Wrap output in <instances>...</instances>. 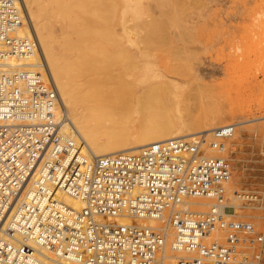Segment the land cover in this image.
Instances as JSON below:
<instances>
[{
  "label": "built area",
  "instance_id": "built-area-1",
  "mask_svg": "<svg viewBox=\"0 0 264 264\" xmlns=\"http://www.w3.org/2000/svg\"><path fill=\"white\" fill-rule=\"evenodd\" d=\"M18 0H0V264H251L264 237L252 223L231 218L235 125L187 140L168 138L134 151L85 153L61 131L58 94L42 61L25 63L35 42L16 35ZM232 153V154H231ZM81 201L74 209L57 197ZM247 199L243 188L233 191ZM190 196L208 209L183 207ZM230 209V210H227ZM165 216L173 254L162 230L120 224ZM182 250L185 256L176 255Z\"/></svg>",
  "mask_w": 264,
  "mask_h": 264
},
{
  "label": "rangeland",
  "instance_id": "rangeland-1",
  "mask_svg": "<svg viewBox=\"0 0 264 264\" xmlns=\"http://www.w3.org/2000/svg\"><path fill=\"white\" fill-rule=\"evenodd\" d=\"M48 1L41 0L38 13L57 37L56 48L66 39L84 41L85 53L92 47L95 69L91 63L80 71L86 87L130 84L122 102L91 104L93 119L121 122L137 134L152 121L150 115L164 120L159 111L178 122L215 107L238 122L230 144L236 163L227 187L243 188L256 199H243L248 206L234 208L230 216L252 223L264 237V0ZM195 74L203 85L196 84ZM163 78L178 87H151ZM166 233L170 244L174 234ZM243 249H259V260L251 264H264V241Z\"/></svg>",
  "mask_w": 264,
  "mask_h": 264
},
{
  "label": "bare ground",
  "instance_id": "bare-ground-1",
  "mask_svg": "<svg viewBox=\"0 0 264 264\" xmlns=\"http://www.w3.org/2000/svg\"><path fill=\"white\" fill-rule=\"evenodd\" d=\"M50 1L52 0H49L48 3ZM18 2L23 14V23L20 27L16 28L15 34L26 35L32 38L33 41L35 42V50L33 55L30 56L29 58H26L24 62L39 63V60L42 61L46 77L49 79L51 83H53L58 94V106L56 112L58 116L62 114L64 117V120H62V124H61V131L63 133L72 135V137L77 142H79L78 144L81 151L85 153H92L95 155H106L120 151L123 152L134 151L143 145L156 141H162L168 138L183 137L187 140H190L193 139L198 134L202 137L203 136L208 137L210 131L216 127L226 124H233V125L238 124V122L228 121V119L224 115L222 116L219 115L222 114L221 109L215 107L203 108L202 111L197 115L192 116L186 120L181 119L178 122H174L170 118L165 119L166 115L164 116V112L159 111L158 116L159 117L163 116L164 120L158 119L157 114L150 115V119H152V121L146 123L137 134L129 126L122 124L121 122H116L112 120L99 121L93 119L89 111L92 105L98 104V106H104L111 103L114 104L115 102L116 103L122 102L127 94L126 91H131L130 84L127 83L128 85L127 84L125 85L127 88L124 87L123 84L122 85L124 88L121 87V85H118V87L117 86L111 87V85L110 86L101 85L100 87L99 85L95 87H89V86L86 87L85 84L87 78L85 80L82 79L81 76L85 73L84 70L87 71V69L83 67L92 63L90 61L91 58L94 59V56L92 54H89L90 49L92 47L89 49L90 46H87L86 44L87 46L86 48L88 49L87 50L88 54H87L85 53L84 50L82 51V49H85L83 47L85 45L80 46V44L85 43L84 41L83 42L82 40L76 41V39L75 41H72L70 39H68L69 41H67L66 39L65 41L62 40L60 42L59 45L60 47L59 49H57L54 43L57 37L53 35L52 29L48 27L49 25L46 26L47 23L46 24L43 23V21L46 22L47 19L45 17L43 18L40 17L41 13L40 12L38 13L39 9L43 6L42 4L41 5L39 4L41 3V0L39 1L18 0ZM41 18L42 19L45 18V19L41 20ZM88 55H92V56H88ZM93 63L91 64V66L92 69L94 70L95 67H93ZM89 66L90 65H88V67ZM80 71H84L83 74H81ZM78 74L82 79L81 81V83L83 82L82 85H79L80 82L76 81L78 80V78H76L75 80V77L76 76L78 77ZM114 75H112V78ZM108 76L109 75H107L106 77ZM193 79L197 85L201 86L204 84V80L200 74H195ZM99 80H103V79L101 78ZM76 83L78 84L79 88L76 86L77 85ZM167 85H171L173 88L178 87L175 82L166 81L165 78H163L160 81V83H158L157 85L155 84L151 85V87L154 86L153 88H160V87H165ZM83 86H85V88L88 89L81 90L80 88H82ZM175 96L176 95H174V97ZM56 195L58 198L63 200L65 203H67L74 209H80L82 206L81 201L67 195L66 193L57 192ZM252 195L251 194L248 195L247 198L256 199ZM200 197L206 198L208 199V201L203 200V198L201 200ZM228 199H229L228 202L233 204L234 208L239 209L243 206H248V203L247 204L243 203L242 200L244 198H237V196H235V194L230 190H229ZM210 202L211 199L205 196H190L186 198L183 207L196 211H205V207L206 206L208 207ZM203 205H205V207L202 209ZM230 215H232V213ZM113 220L116 223H120V224L145 225L152 228H156L158 230H162L163 235L165 236L164 253L166 255L173 254V251L171 250L172 248L171 245L174 242V235L170 240V244H166L167 243L166 230L171 232L172 234H174V231L171 225H169L167 219H165L164 215L157 218L156 217L131 218L126 215H120L115 217ZM175 254L179 256L186 255V253L182 250L176 251ZM67 264H76V263L67 262Z\"/></svg>",
  "mask_w": 264,
  "mask_h": 264
}]
</instances>
